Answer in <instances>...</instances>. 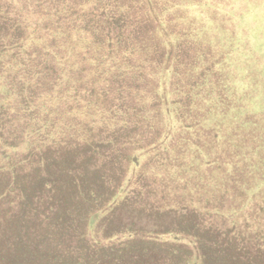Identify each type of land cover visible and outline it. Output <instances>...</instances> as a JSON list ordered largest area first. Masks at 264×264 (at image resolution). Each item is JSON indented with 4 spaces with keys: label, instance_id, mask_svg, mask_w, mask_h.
Returning a JSON list of instances; mask_svg holds the SVG:
<instances>
[{
    "label": "trees",
    "instance_id": "obj_1",
    "mask_svg": "<svg viewBox=\"0 0 264 264\" xmlns=\"http://www.w3.org/2000/svg\"><path fill=\"white\" fill-rule=\"evenodd\" d=\"M150 16L0 0V264H98L103 239L137 235L106 224L120 214L192 212L264 252V113L200 70L192 28Z\"/></svg>",
    "mask_w": 264,
    "mask_h": 264
},
{
    "label": "rangeland",
    "instance_id": "obj_2",
    "mask_svg": "<svg viewBox=\"0 0 264 264\" xmlns=\"http://www.w3.org/2000/svg\"><path fill=\"white\" fill-rule=\"evenodd\" d=\"M141 1L145 12H151L152 19L178 28H192L193 33L186 36L188 44H199L205 58L211 57L210 64L202 61L200 70L228 74L224 82L234 89L233 98L237 99V94L249 95V110L264 113V0ZM144 210H148L144 212L149 215L156 213L153 207ZM165 215L148 219L143 215L132 218L120 214L108 221L106 224L112 229L129 223L137 235L130 241L122 236L111 242L103 239L102 247L92 252L96 258L94 263L264 264L263 250L253 254L235 238L201 226L195 213ZM169 232L182 233L175 240ZM150 233L153 239L147 240ZM94 235L102 241L104 228L99 235ZM105 254L110 257L106 258Z\"/></svg>",
    "mask_w": 264,
    "mask_h": 264
}]
</instances>
